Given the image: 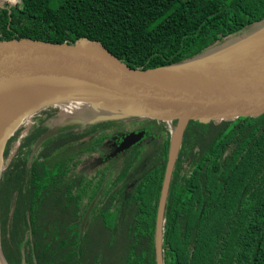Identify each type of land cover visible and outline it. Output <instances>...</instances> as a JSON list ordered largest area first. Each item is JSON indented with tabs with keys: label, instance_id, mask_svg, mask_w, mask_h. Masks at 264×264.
<instances>
[{
	"label": "trees",
	"instance_id": "obj_1",
	"mask_svg": "<svg viewBox=\"0 0 264 264\" xmlns=\"http://www.w3.org/2000/svg\"><path fill=\"white\" fill-rule=\"evenodd\" d=\"M262 21L264 0H23L0 8V40L88 38L149 69L201 59ZM33 120L3 153L6 263L95 264L89 241L101 224L109 245L124 239L121 264H157L158 210L178 120L78 113L69 122L56 106ZM131 136L136 142L120 151ZM162 247L164 264H264V114L187 123Z\"/></svg>",
	"mask_w": 264,
	"mask_h": 264
},
{
	"label": "water",
	"instance_id": "obj_2",
	"mask_svg": "<svg viewBox=\"0 0 264 264\" xmlns=\"http://www.w3.org/2000/svg\"><path fill=\"white\" fill-rule=\"evenodd\" d=\"M239 51L233 49L213 60L204 57L181 65L142 69L123 62L100 42L88 38L76 42L37 38L0 40V94L26 83L60 80L86 88L96 107L117 108L124 113L123 117L141 116L164 122L185 118L187 123L257 117L264 114V52L244 58L238 56ZM81 94V89H59L25 105L2 135V158L9 137L27 114H35L57 102H72ZM57 130L49 132L40 142ZM175 132L158 210L157 264H164V214L179 151L172 158ZM135 142L131 136L119 150ZM89 213L90 210L84 223Z\"/></svg>",
	"mask_w": 264,
	"mask_h": 264
},
{
	"label": "bare ground",
	"instance_id": "obj_3",
	"mask_svg": "<svg viewBox=\"0 0 264 264\" xmlns=\"http://www.w3.org/2000/svg\"><path fill=\"white\" fill-rule=\"evenodd\" d=\"M239 45L240 46L234 48L235 50H240L237 53L239 57L248 58L264 52V31L255 34L254 36L250 37L248 40L244 41L242 44ZM72 88L81 89L82 94L80 96L74 97L72 99L73 101L71 102V105L70 106L65 105L63 109H83L87 106L96 107L94 98L91 97L89 91L86 88L75 85L70 82H65L60 80L58 81L49 80L43 82L26 83L10 88L4 93L0 94V144L4 131L11 125V123L14 120V117L19 113V111H21V109L25 105H27L35 98L49 91H54L59 89H72ZM62 103L64 102H57V104H62ZM186 123L187 121L185 118L180 120L173 130L174 133L178 129L175 132V136H174V141L172 146V158L176 156V153L180 147L182 131ZM20 147L21 145L19 146V148ZM3 168H4V161L0 149V173L3 170ZM0 264H7L3 257L1 248H0Z\"/></svg>",
	"mask_w": 264,
	"mask_h": 264
},
{
	"label": "rangeland",
	"instance_id": "obj_4",
	"mask_svg": "<svg viewBox=\"0 0 264 264\" xmlns=\"http://www.w3.org/2000/svg\"><path fill=\"white\" fill-rule=\"evenodd\" d=\"M264 31V21L250 25L246 28L245 33L235 40L215 49L207 58L215 59L216 57H223L228 52H231L235 47L240 46L244 41L248 40L250 37ZM204 58V57H203ZM70 106L71 102H64L62 104H54L50 106H56L62 109L65 119L69 122L73 121V116L78 113H84L87 117H123L124 113L117 108H98L87 106L83 109H63L64 106ZM48 106V107H50ZM34 114H27L22 120L19 121L17 127H21L23 124L33 125ZM15 128V127H14ZM17 128V129H18ZM175 128V127H174ZM15 133V132H14ZM13 135V134H12ZM11 135V137H12ZM9 137V139L11 138ZM142 139V138H141ZM17 146V141L14 142L12 148L15 149ZM0 149H2V143L0 144ZM4 166H5V160ZM101 225L96 224L92 228V233L89 241V254L88 258L96 260L95 264H121L122 256L125 252V242L122 237L114 245H109V234L107 230Z\"/></svg>",
	"mask_w": 264,
	"mask_h": 264
},
{
	"label": "built area",
	"instance_id": "obj_5",
	"mask_svg": "<svg viewBox=\"0 0 264 264\" xmlns=\"http://www.w3.org/2000/svg\"><path fill=\"white\" fill-rule=\"evenodd\" d=\"M23 0H0V8L4 7H21Z\"/></svg>",
	"mask_w": 264,
	"mask_h": 264
}]
</instances>
